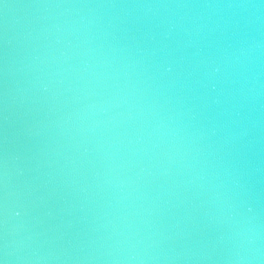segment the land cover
I'll return each instance as SVG.
<instances>
[{
    "label": "water",
    "instance_id": "1",
    "mask_svg": "<svg viewBox=\"0 0 264 264\" xmlns=\"http://www.w3.org/2000/svg\"><path fill=\"white\" fill-rule=\"evenodd\" d=\"M0 264H264V0H0Z\"/></svg>",
    "mask_w": 264,
    "mask_h": 264
}]
</instances>
